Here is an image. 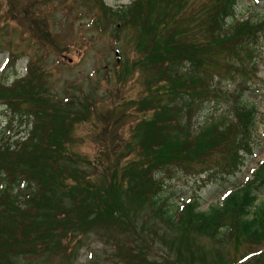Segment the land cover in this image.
Segmentation results:
<instances>
[{"label":"trees","instance_id":"trees-1","mask_svg":"<svg viewBox=\"0 0 264 264\" xmlns=\"http://www.w3.org/2000/svg\"><path fill=\"white\" fill-rule=\"evenodd\" d=\"M93 1L137 35L147 33L137 59L146 62L153 77L129 102L135 104L136 143L114 159V151L99 149L94 162L69 151L75 124L91 119L97 100L85 93L61 99L51 89L41 55L30 59L24 77L16 75L12 83L0 79L8 122L16 119L25 133L16 140L0 133V264L66 253L90 234L122 257L125 246L135 250L134 244L154 239L161 223L179 230L178 236L198 234L223 247L243 248L240 257L214 264H264V161L206 210L192 198L172 211L163 198L166 178L178 172L193 176L201 188L236 175L254 153L258 108L246 95L254 90L255 78L237 83L233 94L220 83L223 75L233 78L231 70L248 78L256 68L252 47L262 31L259 21L229 23L238 0H204L197 10L191 0H135L122 10ZM35 26V37L49 41L50 31L38 22ZM13 53L6 67L17 65ZM230 94L233 119L212 118L201 127L193 123L203 105ZM97 177L102 186L93 184ZM189 236L181 239L182 254L194 264L201 248Z\"/></svg>","mask_w":264,"mask_h":264},{"label":"rangeland","instance_id":"rangeland-1","mask_svg":"<svg viewBox=\"0 0 264 264\" xmlns=\"http://www.w3.org/2000/svg\"><path fill=\"white\" fill-rule=\"evenodd\" d=\"M133 1L135 0H104L114 10L127 9ZM203 1L191 0L189 4H194L197 10V4ZM0 17L4 21L0 32L1 80L12 83L16 75L24 77L28 72L30 59L41 55L44 59L40 64L49 74L47 79L51 89L61 99L74 94L82 98L85 93L92 100L95 99V102L97 100L92 108L91 119L87 121L84 115L82 118L85 121L75 124L69 151L80 152L82 157L94 162L99 149L102 152L107 149L114 151L111 154L114 159L125 153L128 145L136 143L131 129L135 119V104L129 102L139 97L146 88L144 82L153 77L146 69V62L137 59L143 52L139 45L147 33L137 35V30L127 22H120L111 12L109 15L102 13L100 3L93 0H0ZM250 19L258 20V27L262 30L258 33L260 35L256 45L254 43L252 47L256 68L251 67L248 78L244 73L231 70L233 78L229 74L223 75L220 86L233 94L237 83H243L250 77L255 78L254 90L246 95L247 101L257 103L258 108L254 153L248 156L236 175L208 182L201 188L193 176L181 172L166 178L163 198L169 200L168 208L172 211L192 198L199 200L200 210H206L222 200L227 188L252 177L253 169L264 161V0H238L235 16L229 18V23ZM35 22L50 31L49 41L45 42L41 35L35 37L32 28L36 27ZM11 50L18 63L16 66L10 64L6 67ZM210 103L203 105L195 114L193 123L195 121L196 126L201 127L212 118H234L235 102L231 94L218 102ZM9 114L5 106L0 104V133L4 132L6 137L12 136L16 140L25 135L24 129H21L16 119L9 123ZM99 179H93V184L97 187L101 185ZM261 196H264V188ZM104 230L108 228L104 227ZM177 232L180 231L166 223L158 224L154 239L143 242L141 247L134 244L135 250L125 246L122 257H114L111 246L90 234L89 239L75 240L76 246H71L74 249L68 248L66 253L42 258L28 255L21 260L24 264H188L182 254L185 253L186 246L181 239L186 241L189 235L185 238L178 236ZM189 238L190 243L193 241L201 248V254L195 257L194 264H214L215 260L240 257L243 249L240 246L236 249L233 244L223 247L209 237L198 234L190 235ZM210 249L215 251L205 252Z\"/></svg>","mask_w":264,"mask_h":264}]
</instances>
